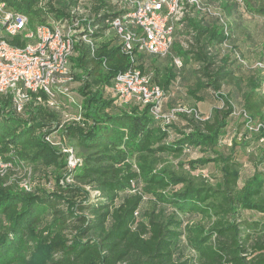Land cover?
<instances>
[{
	"label": "trees",
	"instance_id": "16d2710c",
	"mask_svg": "<svg viewBox=\"0 0 264 264\" xmlns=\"http://www.w3.org/2000/svg\"><path fill=\"white\" fill-rule=\"evenodd\" d=\"M0 1L36 25L65 19L82 0H49L43 6V0ZM99 2L94 19L84 24L99 27L93 38H100L124 13L110 10L109 0ZM223 9L234 15L229 6ZM255 13L264 18V0ZM185 18L165 58L137 54L132 62L112 41L99 43L93 56L87 46L76 45L73 62L81 83L83 122L65 132L82 159L74 171L68 170L61 149L46 141L60 127L58 114L33 102L19 114L10 95L0 98V157L39 170L41 180L53 187L49 191L38 185L28 193L9 188L0 178V264H264V224L241 221L243 211L264 215V172L239 187L242 165L216 149L234 113L223 88L228 83L241 86L231 69L236 63L218 54L224 36L214 17L195 12ZM182 34L189 38L188 48ZM174 57L182 60L181 69ZM157 60L169 63L164 73L152 76L166 95L177 80L186 82L190 75L194 82L186 90L196 104L211 95L223 103L208 119L178 116L187 121V130H175L173 140L169 126L162 127L147 107H120L105 97L120 72L136 68L147 73L148 64ZM261 83L262 75L249 79L242 102L244 112L264 125ZM260 134L258 142L264 130ZM190 149L206 157L180 162V171L162 166L165 157L180 159ZM210 163L223 177L215 187L191 174ZM141 186L143 193L135 194ZM143 194L152 198L149 210H142ZM191 216L208 225L190 223L186 219Z\"/></svg>",
	"mask_w": 264,
	"mask_h": 264
},
{
	"label": "built area",
	"instance_id": "2783aa9c",
	"mask_svg": "<svg viewBox=\"0 0 264 264\" xmlns=\"http://www.w3.org/2000/svg\"><path fill=\"white\" fill-rule=\"evenodd\" d=\"M125 6L124 13L117 16L101 37L93 38L99 33V27H77L85 18H80V5L72 7L63 20H50L44 24L32 27L27 15L10 8L0 1V98L10 95L15 111L24 113L30 103L54 109L56 101L61 98L71 104L79 112L75 121L82 118V105L73 96V90L78 73L73 59L76 57V45L87 46L92 56L98 44L105 38L113 36L117 40L122 54L135 61L137 54H148L165 58L171 54L176 40L177 30H180L188 14L199 12L214 17L223 32V41L218 45V54L230 57V62L244 66L245 61L235 44L232 35V23L210 6L203 5L200 0H120ZM87 22V21H86ZM112 38V39H113ZM109 38V41H112ZM10 41L18 45L11 44ZM174 65L181 69L183 62L174 57ZM262 83L259 89L264 98V66ZM80 83V82H78ZM81 85V83H80ZM109 92L115 97L118 106L147 107L154 120L163 127L172 124L180 115L193 116L202 120L196 109H188L177 105L169 113H165L163 104L165 92L152 82V76L141 70L131 68L120 72L112 80ZM246 124L251 131L261 133L264 125L255 122L246 114ZM61 128V126L59 127ZM59 130V129H58ZM55 133L46 136V141L59 147L67 159L69 171H74L82 165V159L70 146L56 144ZM264 143V137L259 141ZM13 164L0 157V177H3ZM31 175V170L28 171ZM71 183L68 177L65 180ZM25 191L31 187L24 184Z\"/></svg>",
	"mask_w": 264,
	"mask_h": 264
},
{
	"label": "rangeland",
	"instance_id": "374dc122",
	"mask_svg": "<svg viewBox=\"0 0 264 264\" xmlns=\"http://www.w3.org/2000/svg\"><path fill=\"white\" fill-rule=\"evenodd\" d=\"M49 0H43L41 5L47 4ZM203 5L210 6L215 13H219L225 18H229L230 23L234 25L235 34V44L240 51L242 57L244 58L245 65L242 67L234 64L231 66L232 72L234 73V78L241 81V86H237L234 83H228L224 86L223 91L231 96V100L234 106V113L228 119V126L221 132L219 145L216 148L219 154L224 156L233 155L235 161L242 165L241 175L239 181V187H242L246 180L253 177L255 174L264 172V143L258 142L256 137L261 136L260 133L251 131L246 124V117L243 107V94L248 92L247 82L252 77L262 75V70L260 65L264 66V18L255 13V10L260 5L261 0H200ZM99 0H83L80 5V18H85V21H81L79 26L83 25L89 19H94V10L99 6ZM227 5L234 10V15H229L227 11L223 9V6ZM110 10L114 12H120L128 6H125L120 0H109ZM34 27V25H31ZM180 32H178L179 34ZM177 34V35H178ZM113 36L108 37V39H103V41H109ZM181 40L183 46L188 48L186 42L189 40L186 34H182ZM112 42H116V39H112ZM167 60H157L156 62L149 63L146 72L151 76L155 77L157 72L164 73L168 65ZM182 77V75H181ZM186 82L182 79L176 81L172 86L169 93L166 95L165 102L163 104V109L165 113H169L177 105H182L188 109H196L199 113L201 119H208L214 114V109L223 107V103L218 101L216 98L208 97V99L200 104H196L187 94L188 82H194L192 76H186ZM190 82V83H191ZM191 83V84H192ZM187 84V85H186ZM80 83L77 82L75 89L73 90V96L76 101L82 105L83 97L81 96ZM213 94V93H209ZM106 98L115 99L112 93L106 91ZM49 111V113H56L60 117L59 130L55 131V142L60 145L70 146L69 140L66 136V129L69 126L82 125L83 122V112L81 120L75 121L74 119L79 116L77 108L68 104L66 100L59 98L56 101L54 109H49L44 107ZM83 111V109H82ZM111 113L117 112L116 110L110 111ZM247 114V113H246ZM249 115V114H247ZM255 122H260L259 119H255ZM187 121L181 117H178L172 124L169 125L170 140L176 139V134L178 131L186 132ZM163 127V126H162ZM201 157H206L199 149H190L184 156L180 159L174 157H165V164L162 166H170L172 168L178 169L180 162H186L187 160H196ZM13 166L3 177L5 185L9 188H14L15 190L25 191L24 184L31 187L28 193L34 191V187L43 186L46 190L52 191V185L45 183L41 180V172L33 170L29 166ZM31 169L32 174L29 175L28 171ZM186 169V173H188ZM192 176L202 179L207 184L215 187L223 179L219 168L210 163L204 168H200L197 171L191 173ZM27 192V191H26ZM135 194H142V186L135 192ZM94 195V194H93ZM144 202L142 204V210H149L152 207V198L146 194H143ZM186 220L194 224H205L208 222H203L200 217L191 216ZM241 221L249 222H259L264 224V215L255 212L243 211L241 214ZM186 255H189L191 250L186 247Z\"/></svg>",
	"mask_w": 264,
	"mask_h": 264
}]
</instances>
